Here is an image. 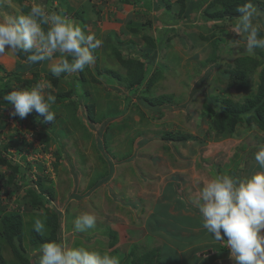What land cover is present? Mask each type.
Returning <instances> with one entry per match:
<instances>
[{
	"label": "rangeland",
	"instance_id": "1",
	"mask_svg": "<svg viewBox=\"0 0 264 264\" xmlns=\"http://www.w3.org/2000/svg\"><path fill=\"white\" fill-rule=\"evenodd\" d=\"M153 1L89 0L99 6H94L99 14L106 9L114 10L109 22L125 18L133 21L136 27H141L147 19L161 13L149 8L154 7ZM195 1H201L203 7L192 9L191 22L177 17L175 37L160 40L162 32L164 37V30L157 29L163 24L160 16L153 21V27L146 31V37L151 35L160 41L155 43L153 64L149 62L151 70L137 90H133L134 87L127 89L116 77L111 78L114 79L113 84H103V76L98 75L96 69L93 70V65L83 70L84 79L78 73L53 76L50 67L60 58L59 53L55 54L53 60L37 63H27L25 54L22 58L14 56L16 64L11 69L0 64V253L6 264H37L38 256L33 255V250L38 251L39 247L32 244L33 224L40 217L46 220L49 214L56 216L57 224H52L55 231H48L47 227V234L42 235L49 237L48 240L44 239L45 242L56 241L67 247H87L101 254L106 252L118 256L121 264H127L135 256L138 264H149L150 261L156 264L155 257L153 261L146 258V254L152 255L153 245L151 247L148 243L153 238L156 241L157 236L152 233L147 235L144 231L140 233V229H145L141 219L144 220L147 215L149 205L145 204L142 211L140 207L133 209L129 203L137 199V194L141 195V188L146 190L144 186L148 179L167 170L164 160L176 167L183 161L179 158L184 154L190 155L207 147L213 151L212 145L219 142L217 145L222 146L220 153L223 155H217V159H222L217 164L220 168L224 165L223 168L214 167L216 161H213L215 157L212 154L205 160L202 157L199 159V156L193 161L188 159V163L183 165L188 167L180 174L183 176L185 173L190 179L199 180V169L205 172L204 183L195 187L197 192L213 178L210 176L213 172L217 175L239 176L241 169L245 172L248 168L244 175L248 177L246 173H251L252 167L253 173L260 170L254 155L258 146L264 144V131L260 130L263 124L260 125V120L254 122L249 110L259 105L255 92L260 76L264 74V48H254L251 52L247 50L241 34L235 31L239 13L214 18L213 12H219L223 7H217L219 5L213 0ZM14 2L15 12L11 5L0 7V13L2 9L8 10L11 16L12 12L13 16L17 15L18 9L27 12L33 0ZM36 2L46 7L50 0ZM181 3L187 6L189 0H181ZM251 3L260 14V36L264 38V0H251ZM178 7L180 10V4ZM179 10L177 8L175 12ZM202 15L206 21L202 20ZM79 23L86 34L93 32L86 25V19ZM196 23L206 31L195 27ZM98 25L97 29L102 34L106 28L102 26V21ZM176 32L179 34L176 35ZM113 33H118L113 38L118 41L109 45L110 49L119 51L124 61L131 56L135 62L142 61L146 65L144 56L139 53L129 55V52L134 51L127 47L128 41H133V38L137 43L147 45L144 35L136 37L132 31ZM100 48L92 52L98 58L95 60L99 67L122 73L125 81H128V73L137 74L138 69L131 65L130 71L117 58V53L110 49L100 53ZM212 50L216 51L218 58L211 56ZM227 50L233 51L232 56L227 54ZM246 54L252 56L254 62H248V86H239L233 81V85H229V75L224 72L232 67L234 57ZM244 64L246 66V62ZM156 72L160 78L147 88L151 74ZM41 79H47L53 85L52 89L46 91L55 98L52 103L55 120L46 123L44 117L35 111L25 119L11 115L14 108L3 99L4 95L17 88H30ZM55 79L59 81L56 84ZM83 91L86 94H82ZM80 99L86 101L85 104ZM249 100H252L253 106L248 105ZM224 101L228 102L224 104ZM228 111L239 114L237 119L224 121L223 125L219 121ZM103 121L106 122L104 126ZM162 136L169 138L164 140ZM30 142L32 146L43 149V153L37 154V160L32 159L36 151L34 155L29 154ZM22 151L28 153L26 159L32 161L38 170L35 174L39 182L36 189L41 190L44 196L39 203L34 197L37 194L32 193L28 172L25 171L27 169L24 170L26 159L19 155ZM46 163L49 164L48 170L43 166ZM178 192L184 195L186 190L179 186ZM193 200L195 197L185 204L187 210L194 207ZM182 209L178 212H183ZM189 210L186 213L189 214ZM84 211L94 213L97 224L94 229L77 233L73 230V221ZM174 220L176 223L182 221L178 218ZM10 223L18 224L20 228V232L11 237L13 244L7 240L5 232ZM130 231L133 237L126 236ZM13 245L19 248V255L13 252ZM183 253L191 259V254L186 250Z\"/></svg>",
	"mask_w": 264,
	"mask_h": 264
},
{
	"label": "clouds",
	"instance_id": "2",
	"mask_svg": "<svg viewBox=\"0 0 264 264\" xmlns=\"http://www.w3.org/2000/svg\"><path fill=\"white\" fill-rule=\"evenodd\" d=\"M236 11L239 16L235 31L241 34L247 50L264 48L260 14L251 0ZM17 13L15 16L0 13V57L25 54L27 63H37L53 60L59 53L60 58L50 67L56 77L82 72L94 63L92 52L103 44L95 33L86 34L73 19L48 11L36 0L30 10L18 9ZM52 87L49 80L41 79L30 88L10 91L3 99L13 106V116L25 119L35 111L44 117V122H52L56 118L52 111L55 98L46 91ZM254 159L259 171L245 178L217 175L200 187L195 197L203 228L216 242L229 248L235 264H264V144L258 146ZM96 224V215L84 211L73 221V230L87 232ZM33 229L43 235L45 221L35 219ZM33 255L38 256L37 264H121L118 256L87 247H67L56 241L41 244L38 251L33 250Z\"/></svg>",
	"mask_w": 264,
	"mask_h": 264
},
{
	"label": "crops",
	"instance_id": "3",
	"mask_svg": "<svg viewBox=\"0 0 264 264\" xmlns=\"http://www.w3.org/2000/svg\"><path fill=\"white\" fill-rule=\"evenodd\" d=\"M50 2L46 6V9L48 11H56L59 13H61V10L60 8L55 9L56 7H65L71 11L76 10V8L78 7H81L83 3L85 4V2H87L88 4L86 7H89V0H50ZM90 4L93 5L92 2H90ZM11 5L12 8L14 7V10L16 6L14 0H7V2L5 3H0V7H11ZM1 11L2 13H6L9 15L8 10L2 9ZM105 12L99 14L98 10L93 8L92 11L88 10L84 19L81 18L82 16L74 15L72 11L70 14L65 13L66 16L73 19L79 25V22L86 19V25L93 30L92 33H95L98 38H101L103 40V44L99 51L100 53L102 51L110 49L109 45H114V43L118 41V39H113L115 38L116 34H118L113 33L114 31L124 33L129 32V30L127 29V21L129 20H125V18H123L114 20L113 22H109L111 21L110 19L114 13V10L110 11L106 9ZM117 12L119 11L117 10ZM13 14L14 13L12 12V16ZM101 21L102 26L106 28L105 31L101 30V32L103 31L102 34H100V31L97 29V27L99 26L98 23H100ZM125 24L127 25L125 26ZM125 28L126 31L124 30ZM112 33L114 35L110 36V34ZM109 41L111 42V44H108ZM113 49L114 48H111L110 50L113 51ZM110 54L111 53H108V55ZM0 64L3 67H7V69H11L12 66L16 64L15 57L11 54L4 55L3 57H0ZM217 144H219V142L212 145L213 151H209L210 147H203L204 149H200V151L198 152H192L190 153V155L184 154L183 156H181L179 159L183 161L176 165V167H178L177 172L176 167L173 165V163L164 160V163L168 166L167 170L162 173L159 172L157 176H153L151 179H148L146 186H144L146 190H143L140 187L141 195L137 194V199L134 198V202L129 203L133 209L135 207H140V210L142 211L145 208V204L149 205V207L147 208V215L144 217V220L141 219V222L143 223L145 229H140V233L144 231L147 233V235L152 233L153 236H157L156 241L155 238H153V241L148 243L151 247L153 245L152 255L146 254V258H151V260L153 261L155 257L156 264H235V262L229 256V248L225 247L223 243L216 242L213 239L212 235L203 228L202 217L199 214V206L195 203V200H193L194 202H192L194 207H191V211L188 209L190 211L189 214L186 213V211L188 212V210L186 209L187 206L185 204L190 203L188 200L196 197L195 194L197 192V189L195 187H198L201 183H204L203 179L204 177L206 178L205 172L202 169H199V180H195V178L193 177L192 179H190L187 175H185V173V176H182L180 174L181 171H185L188 167L183 166L185 163H188V159L193 161L196 159V157L199 156V159H201L202 157L205 160L207 156L211 154L213 155V157H215L213 158V161H216V165L214 167L219 169L220 165L217 163H221L222 159H217V155L221 157V155L223 154L220 153L222 151V146H218ZM247 169L248 168H246L245 172L247 171ZM172 171L174 173H172ZM250 171L251 173L248 174L247 172L246 175L250 176V174H253V167ZM245 172L244 169H241L240 172H238V177L245 178ZM168 174H172V176H168ZM211 175L213 176V178L217 176L216 172L211 173L210 176ZM194 180L196 181L195 186L193 185ZM179 186H183L185 188L186 192L184 195L178 192ZM150 189L152 190L151 192ZM184 196L186 197L185 199L188 202H186L185 199L183 200ZM140 198L141 200H139ZM182 207L183 212H178ZM175 218H178L179 220L182 219V221H177L176 223V221L174 220ZM134 221H136V218L134 219ZM137 228L134 229L136 230ZM135 230L132 231L135 233ZM142 235L144 234H141V236ZM126 236L133 237L132 232L130 231ZM127 237V243H129L130 241ZM153 242H155V245L153 244ZM183 249L191 254V259L188 258V255H185L183 253ZM135 259H137V256H135V258L133 257V259H129L127 264H138ZM149 264H152V261H150Z\"/></svg>",
	"mask_w": 264,
	"mask_h": 264
},
{
	"label": "trees",
	"instance_id": "4",
	"mask_svg": "<svg viewBox=\"0 0 264 264\" xmlns=\"http://www.w3.org/2000/svg\"><path fill=\"white\" fill-rule=\"evenodd\" d=\"M213 2L217 3L219 5L217 7H223V9H221L219 12H213V17L217 18L220 15H222V16L224 15V16L229 17V16H233L234 14H237L238 12L236 11V9L239 6L245 4L247 1L246 0H213ZM153 3H154V7H149V8L150 9L153 8L154 11H160L161 13H159V15H157V16L153 15L152 19L151 18L147 19L145 22H143V25H141V27H136L135 23L133 21H131V20L127 21V24H128L127 29L130 32L132 31L133 33H136L135 34L136 37L140 36L142 34V35H144L143 38L148 41L147 45H141L140 43H137L134 40V38H133V41L129 40L128 41L129 44H128L127 47H128V49L130 51L131 50L134 51V52H129V55L131 53H133V54H135V53L138 54L139 53L141 56L145 57V59L147 61L146 65L142 61L141 62H139V61L135 62L134 58H132L131 56H129L124 61V58L121 56L120 52L115 50V49H113V51L114 50L116 51V52L114 51V53L118 54L116 56H117V58L120 61L123 62V65H126L129 69L132 66H134L136 69H138V72H137L136 75H134V73H132V72L128 73L129 74L128 81L127 80L125 81V77L123 76L122 73L110 72L104 66L99 67L98 66V61L96 62V60L94 59V63L92 64L93 68H94L93 70L96 69L97 70V74L103 76L102 77L103 84L104 83H108V84L112 83V81L114 79H111V78L116 77V79L120 80L121 83L126 85L125 87L127 89H131V88L134 87L133 90H137L141 86V84H143V80H144L146 74L148 73L149 69L151 70V68L149 67L150 66L149 62H151L153 64L154 59H155V53H156L155 52L156 51L155 43H159V41L163 40V39H170L171 37L174 36V31H175L174 24L178 20L177 17L182 18L183 21L186 20V22H191V20H189V18H190V12L192 11V9L194 7H201V6L203 7V3L201 1L196 2L195 0H189V3H188L187 6H185V3H181V0H155V1H153ZM179 4H180V10H179V7H178ZM87 5H88L87 2H85V4L83 3L81 7H78V8H76V10H71V11H72V13L74 15L82 16L81 18H85L86 13L88 12V10L92 11L93 8H94V6L90 4V2H89V7H91V8L86 7ZM177 8L179 10L178 13L175 12ZM60 10H61L62 14L63 13L64 14L65 13H68V14L71 13V11L68 10L67 8H65V7H60ZM204 12L205 11H203V15H204ZM203 15L201 16L202 20L204 19ZM158 16H160L159 18L163 22V24H162L163 27L160 26V27H157V29L160 30V28H162L164 30V37L162 38L163 32H162V35L160 34L161 35L160 40H158V38L155 39L154 36H151V35H148V37H146L145 35L148 34L146 31L154 25L153 21L156 20V17H158ZM197 17H199V16H197ZM193 20H198V18H194ZM144 26H146V27H144ZM194 26L197 27V28L201 27L203 29V31H206V29L203 26H201L199 23L194 24ZM137 28H139V30H137ZM178 34L179 33L176 32V35H178ZM181 41H184V39L181 40ZM109 42H108V44H111V42L110 43ZM218 47H221V46H218ZM232 50H234V49H232ZM235 51L237 52V50H235ZM211 53H212L211 56H213L214 58L217 57L216 51L214 52L212 50ZM232 53H233V51H228L227 52V54H231L229 56H232ZM23 56H24V54H21L18 57L22 58ZM251 57H250L249 54H246V55H243V56H241V55L236 56V57H234L232 59V61H233L232 67L230 66L229 70L224 72V73H228V75H229L228 76L229 79H230L229 85H233V82H234V83H238L239 86H248V84H249V78H248V75H247L248 74V68H249V63L248 62L254 63L252 61L253 57L252 58ZM68 58L71 59V57H68ZM94 58L98 59L97 57H94ZM245 62H246V66L244 64ZM255 62H256V60H255ZM129 69H128V72H129ZM1 70L5 71L4 68H2ZM130 71H131V69H130ZM77 73H78V76H80L82 79L85 78V77L83 78V71L82 72H77ZM259 73H261V72H259ZM159 75L160 74L158 72L151 74V76L149 78V81L147 83V88L150 87V83H153L154 81H156L157 79L160 78ZM93 79L96 82H99V80H96L95 78H93ZM56 82L58 83L59 81H56V79H55V84H56ZM116 85H118V84H116ZM70 93L71 92L69 91L68 94L70 95ZM82 94H86V91H83ZM255 99L257 100V103H259V105H254L253 106L252 100H249L250 102L248 101V105L253 106L252 108L254 110V111L253 110H249V112L251 113V117H252V120L254 122L257 123V121L260 120V125L263 124L262 128H260V130L264 131V121H263L264 120V117H263V112H264V74H261V76H260V80H259V84H258V90L255 92ZM80 101H81V99H80ZM81 102H82V104H85L84 102H86V101L82 100ZM226 102H228V101H224V104ZM86 106L88 108L89 104H87ZM88 111H89V108H88ZM237 114H239V113L228 111V114L225 113L224 116L221 117L222 121H219V120L218 121L220 123H223V125H225L224 121L231 122V120L237 119ZM102 124L104 126V124H106V122L103 121ZM161 138L166 140V139L169 138V136H162ZM98 141L102 142L101 139H99ZM32 166H33V163L26 162V168H24V170L25 169L29 170ZM29 182L31 183V190H33L32 191L33 195H34V193L38 195V196L34 195L36 203H39L41 201L40 199L44 197L42 191L36 189V187H38V183L39 182H38V180L33 181L31 179L29 180ZM48 200H49V198H47V201ZM32 202H33V200H32ZM40 219H42V217H40ZM44 221H45V231H46L48 226H49L48 227V231L49 230H51V231L54 230L55 231L54 228H55V226L57 224L55 215H50L49 214L48 218H46V220H44ZM52 224H55V226H52ZM45 231H44L43 235L47 234ZM5 232L7 234V240L10 243L13 244L12 238L14 237V234H17V233L20 232L19 225L18 224L14 225V224L10 223V225L8 226V229L5 228ZM44 239L48 240L49 237L42 236L41 234L35 232L34 229H33V233H32V244L33 245H37L39 247L41 244L45 243ZM13 252H15L17 255H19V248H16L13 245ZM0 264H6V260L4 259V257L2 256L1 253H0Z\"/></svg>",
	"mask_w": 264,
	"mask_h": 264
},
{
	"label": "built area",
	"instance_id": "5",
	"mask_svg": "<svg viewBox=\"0 0 264 264\" xmlns=\"http://www.w3.org/2000/svg\"><path fill=\"white\" fill-rule=\"evenodd\" d=\"M29 145H30V149H29V154H33L34 155V152L36 151V154H35V157H33L32 159L33 160H37L36 159V156H37V154L39 153V152H42L43 153V149H39V148H37V147H35V146H32V143L30 142L29 143ZM24 150V149H23ZM33 152V153H32ZM28 153H26V152H24V151H22L21 153H19V155H20V157H23L24 158V160L26 159V155H27ZM26 162H29V163H33L32 161H30V160H25ZM34 164V163H33ZM44 167H45V169L46 170H48V168H49V164H47L46 163V165H43ZM28 173V177H29V180L31 179V180H33V181H36L37 179H36V177H35V174H36V172H38V170H36V168L34 167V166H32L29 170H26Z\"/></svg>",
	"mask_w": 264,
	"mask_h": 264
}]
</instances>
